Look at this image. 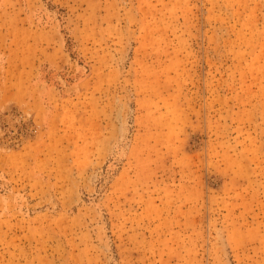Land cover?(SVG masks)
<instances>
[{
	"label": "rangeland",
	"instance_id": "obj_1",
	"mask_svg": "<svg viewBox=\"0 0 264 264\" xmlns=\"http://www.w3.org/2000/svg\"><path fill=\"white\" fill-rule=\"evenodd\" d=\"M0 264H264V0H0Z\"/></svg>",
	"mask_w": 264,
	"mask_h": 264
},
{
	"label": "bare ground",
	"instance_id": "obj_2",
	"mask_svg": "<svg viewBox=\"0 0 264 264\" xmlns=\"http://www.w3.org/2000/svg\"><path fill=\"white\" fill-rule=\"evenodd\" d=\"M0 95H1V93H0Z\"/></svg>",
	"mask_w": 264,
	"mask_h": 264
}]
</instances>
